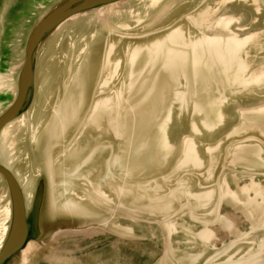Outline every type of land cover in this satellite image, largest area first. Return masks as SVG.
Instances as JSON below:
<instances>
[{
	"label": "water",
	"instance_id": "obj_1",
	"mask_svg": "<svg viewBox=\"0 0 264 264\" xmlns=\"http://www.w3.org/2000/svg\"><path fill=\"white\" fill-rule=\"evenodd\" d=\"M33 1L46 7L26 32L15 81L9 80V84V77L0 75V90L12 86L14 91L12 100L0 112V133L32 109L34 103L44 110L41 105L44 100L45 110L49 111L48 107L58 95L70 94L72 86L81 79L84 65L91 62L86 54L92 42L101 38L99 71L93 72L97 73V79L90 88L87 106L98 103L92 114L85 109V125L71 130L64 139L59 137L63 142L57 146H66L64 154L71 158L74 153L90 156L73 171V168L63 167L65 173L70 171L66 178L69 182H56L58 192L52 188L48 168L34 167L32 150L24 155L27 161L20 162L26 179L34 180L31 196L26 195L16 174L0 162V199L5 200L0 228V264H227L231 261L264 264V241L257 251L239 257L233 254L229 242L214 241L215 232L207 225L199 232L200 240L172 239L177 229L174 217L182 210L192 218H197L200 210L216 212L210 207L215 199V188L196 189L191 177L184 176L166 196L161 195L164 183L170 182L179 170H204L207 179L212 178L217 164L216 147L207 148L210 156L206 163L195 136L213 130L225 118L221 107L226 99L223 90L237 92L264 82V70L253 71L252 67L260 61L254 53L264 47L257 40L259 23L252 20L253 12L247 5L254 2L256 8L261 9L264 0L232 1L218 13L203 10L190 14L187 29L180 26L143 45L126 44L117 33L122 34L123 27L132 25L135 20L140 22L149 17L153 22L174 20L180 14L181 0H132L131 4H127L131 0H18L7 12L6 32L7 22L19 19V8ZM117 8H120L119 19L123 24L117 21L111 31L103 29L99 23L87 27L86 33L77 26L58 30L76 15L114 12ZM203 15L217 18L218 22L202 21ZM232 25L240 28L234 30ZM54 35L55 44L46 51L45 45ZM250 36L252 38L243 43L240 50L234 49L235 39ZM206 37L213 40H205ZM2 46L5 50L6 43ZM242 62L248 65L244 71ZM121 65L123 71H120ZM121 74L125 84L112 95L100 96L109 82L116 81ZM258 102L254 101L248 109L255 114L248 115L246 125L236 128L235 133L253 128L264 135V99ZM186 111L193 120L191 129L183 133L179 127L180 117L175 115ZM107 138L110 142L105 141ZM263 150L262 145L240 146L230 151V163L247 169L260 167L264 162ZM93 165L96 178L92 179L102 182L106 199L92 190L94 186L85 176ZM168 168L173 170L165 172ZM63 170L59 171V179ZM66 184L71 185V196L89 197L94 203L90 209L97 215H78L66 210ZM205 198H208L206 205H200L199 199ZM129 199L149 200L143 210L151 217L139 218L131 213L134 206L127 203ZM177 203L182 204L181 208ZM121 204L127 210H121ZM120 214L129 222L147 225L153 235L157 234L152 231L154 221L157 222L162 239L138 240L132 227L121 224ZM152 216L162 219H152ZM63 231L65 236H62ZM204 232L209 236L203 238ZM31 243L40 246L32 250L27 259L25 254ZM199 245L203 250L198 249ZM45 249L47 253L40 254Z\"/></svg>",
	"mask_w": 264,
	"mask_h": 264
},
{
	"label": "rangeland",
	"instance_id": "obj_2",
	"mask_svg": "<svg viewBox=\"0 0 264 264\" xmlns=\"http://www.w3.org/2000/svg\"><path fill=\"white\" fill-rule=\"evenodd\" d=\"M18 0H0V75H7L9 80L16 79L19 66L23 58L24 41L26 32L30 28L33 19L41 13L45 4H39L37 1L29 2L25 6L19 8V19L9 20L8 32H6V15L8 10L16 4ZM241 0H181L179 5L182 7L180 14L174 20H166L163 22H153L152 18L143 19L140 22L136 20L132 25L123 27L122 34L117 33L126 44L146 43L149 39L157 38L164 33H168L180 26L187 29V20L190 14L199 13L203 10L220 12L228 2ZM141 2V0H139ZM141 4V3H140ZM253 12V21H258L259 26L256 29L259 37L257 40L264 47V6L261 9L256 8L254 2L247 3ZM148 6H151L150 4ZM143 7L145 5L143 4ZM23 12V13H22ZM26 12V13H25ZM218 15V14H217ZM29 24V25H28ZM7 26V27H8ZM232 28L239 29L236 25ZM246 29H250L245 27ZM211 31V29H209ZM3 43H6L3 50ZM5 57V58H4ZM254 57L260 61L252 66L255 70H264V49L259 50ZM263 62V63H261ZM63 63V62H60ZM120 71H123L121 65ZM252 71V72H253ZM123 75H118L116 81H110L106 86L107 90L99 93L100 96L112 95L115 89L121 88L125 83L122 79ZM11 84V82H9ZM112 88V89H110ZM226 92V99L221 107L225 110V118L213 130H205L195 136L197 146L201 149L203 160L208 163L210 152L207 150L209 146L215 148L214 154L217 158V164L214 169L212 178L207 179L204 170H196L191 168L187 170H179L170 182L164 183V189L161 195L166 196L168 190L175 187L179 178L184 176L191 177V183L196 189L215 188V199L210 202V207L216 212L199 211L197 218H192L185 211L174 217L177 229L172 234V239L186 242L187 240H200L199 232L207 225L215 232L214 241L218 243L226 241L232 244L234 255H247L249 251H257L260 244L264 241V162L260 167L247 169L242 165H234L230 163L231 152L236 148L243 146H264V135L260 134L256 129H250L240 133H235V129L244 126L247 123L248 115H254L253 110H248L253 106L254 101L262 102L264 99V82L254 84L252 87L242 88L237 92L223 90ZM13 87H5L0 90V112L10 103L13 98ZM216 96H219L218 93ZM258 102V103H259ZM177 109V108H176ZM244 111V114L242 112ZM183 115V116H182ZM180 117V128L183 133H187L191 129L193 116L187 111L185 114L175 115ZM174 116V117H175ZM201 124L199 117L197 118ZM106 142L110 140L105 139ZM231 151V152H230ZM264 151V150H263ZM262 151V152H263ZM179 155V154H178ZM179 157V156H178ZM264 158V152H263ZM177 160V158H176ZM168 168L165 172L172 171ZM220 186L224 189L221 190ZM2 188L0 186V192ZM182 200V199H181ZM178 200V201H181ZM4 198L0 199V228L3 219ZM129 205L134 206L131 213L139 216V218L151 217L144 211L149 200L145 199H129ZM181 208V203H177ZM121 210H127L125 205H119ZM121 224L132 227L136 233L138 240H161V226L154 221L152 231L157 234L153 235L151 229L145 224H135L129 222L127 218L120 214ZM152 219H162L161 216H152ZM121 239L128 237L120 236ZM198 249L203 250V246L199 245ZM176 252V251H175ZM47 253L43 250L40 254Z\"/></svg>",
	"mask_w": 264,
	"mask_h": 264
},
{
	"label": "bare ground",
	"instance_id": "obj_3",
	"mask_svg": "<svg viewBox=\"0 0 264 264\" xmlns=\"http://www.w3.org/2000/svg\"><path fill=\"white\" fill-rule=\"evenodd\" d=\"M152 1H158V0H152ZM132 0L129 1L127 4H131ZM129 6V5H128ZM120 8H117L114 12H110V10H107L105 12H92L88 13L86 15H76L72 17L69 21H67L62 27H70V26H77L81 29H83V32L86 33L87 27L94 26L96 24H100L102 28H107V31L113 30L115 27V23L118 21L120 22V25L123 24L120 21V15H119ZM234 10V9H232ZM131 14V13H129ZM210 20V23L213 24L214 22H218L217 18L210 17L208 18L206 15L202 16V21L204 20ZM212 19V20H211ZM216 19V20H213ZM123 20V19H122ZM59 32V31H58ZM54 35L52 38L48 40L46 43V51H49L55 44V37ZM252 36L245 38L244 40L241 39H235V44H233L234 49L240 50L243 43H246L249 39H251ZM101 38L95 39L91 46L90 51L86 54V59L91 60L90 63H86L84 65V71L81 76V79L79 82L72 86V89L70 90V94H60L56 97L53 104H51L48 109L49 111H46L45 108V102L43 100L42 107H44V110L41 107H37L36 103H34L32 109H30L28 112L24 113L22 116L17 118L15 121L8 124L3 131L0 133V162L4 163L8 168H10L18 177L19 181L21 182L26 195H30L33 190V178H27L25 177L26 171L23 166H21V163L24 159L25 154H29V151L32 150L31 154L34 158V167L41 168V167H47L48 168V174H49V180L51 182L52 188L57 191V188H55L56 182L61 180L62 183L64 181L69 182L67 178V175L70 174V171H66V173L63 170L68 168H73L71 171L78 168L80 165L85 163V160L89 158L90 155L82 154L79 155L78 153H74L73 157H69L68 154H64L66 152V146L64 147L57 146L60 142H63L59 140V137L65 138L67 134L73 129H78L82 127V125H85L84 117H85V109L88 108L87 106V98L90 91V88L94 84V80L97 79V73L96 75L93 74L94 70L99 71V61H100V50H101ZM205 40L211 41L213 40V37H206ZM178 43H180L179 40H177ZM211 44V42H210ZM107 49L104 52V56L107 55L106 53ZM80 55H78L79 57ZM109 58V56H108ZM248 65H246V62H242L241 70H246ZM71 72V69L69 67L68 73ZM38 80V79H37ZM39 82L37 83L38 86ZM66 85V83H64ZM40 97V96H39ZM97 101L94 102L86 111L90 112L89 114H92L97 107ZM88 114V115H89ZM87 115V116H88ZM72 147H74L75 144H70ZM82 150V149H81ZM87 155V156H86ZM19 157V159H16V157ZM67 160V161H66ZM67 162V163H66ZM94 165L92 169L85 174V176L92 182V185L94 186L92 188L93 191H95L98 194L102 195L105 199L107 198L106 193L102 190V182L98 180H93L92 177L96 178V172ZM62 171L63 176L61 175L59 179V171ZM70 170V169H69ZM84 182H86L84 180ZM71 188V185L68 186L66 184V191L67 194H65L67 197L65 198V208L69 212H75L78 215L83 214L87 216H95L97 215L96 212H93L92 209H90L91 206H94V203H91V200L86 195L79 196L73 194H69V190ZM54 192V190H53ZM58 192V191H57ZM91 194V193H88ZM75 196V197H74ZM209 198V197H208ZM208 198L205 199H199V204L204 206L207 203ZM202 200V203H201ZM55 202V200H53ZM91 204V205H90ZM55 205V204H54ZM9 208L7 207V213ZM92 210V211H91ZM64 232V231H63ZM66 233L64 232L62 236H65ZM209 234L207 232H204L202 234L203 238L208 237ZM40 244L37 243H31L26 251L25 256H27V259L29 257V253L38 248ZM242 262V261H241ZM240 262V263H241ZM227 264H238L237 262L231 261V263Z\"/></svg>",
	"mask_w": 264,
	"mask_h": 264
}]
</instances>
